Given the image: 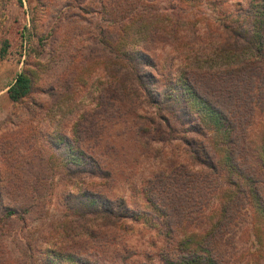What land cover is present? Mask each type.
<instances>
[{
  "label": "rangeland",
  "instance_id": "obj_1",
  "mask_svg": "<svg viewBox=\"0 0 264 264\" xmlns=\"http://www.w3.org/2000/svg\"><path fill=\"white\" fill-rule=\"evenodd\" d=\"M262 2L0 0V264H71L58 251L102 264H168L169 249L184 234L183 246L195 250L205 233L215 240L221 264H264V82L261 89L252 87L255 100L249 106L242 102L236 117L245 145L236 151L237 168L228 160L220 125L199 112L218 152L221 177L203 183L206 193L188 201L191 222L174 225L178 231L171 245V232L145 189L159 172L176 168L178 173L180 163L203 177L198 174L203 167L181 141L184 134L195 137L185 129L188 114L176 110L170 117L176 130L165 124L158 129L154 112L163 100L144 98L137 83L138 92L123 99L109 81L111 46L119 55L144 50L152 61L144 64L149 88L161 99L175 95L171 76L191 66L215 71L231 60L220 57L217 30L227 21L250 23L249 11L262 12ZM173 25L198 40L177 46L167 35L154 36L155 28ZM21 73L31 77L32 91L13 102L8 90ZM171 103L164 108L178 107ZM76 128L86 133L80 149ZM167 186L182 187L174 178ZM88 195L101 208L113 204L117 211L124 200L138 221L105 225L87 208L79 217L74 210ZM226 206L232 220L218 231ZM8 209L26 223L8 221Z\"/></svg>",
  "mask_w": 264,
  "mask_h": 264
},
{
  "label": "trees",
  "instance_id": "obj_2",
  "mask_svg": "<svg viewBox=\"0 0 264 264\" xmlns=\"http://www.w3.org/2000/svg\"><path fill=\"white\" fill-rule=\"evenodd\" d=\"M262 3L264 4V0ZM248 19L252 25L246 23V25L241 24L239 26L238 24L227 21L223 22L217 30V38L220 41L217 47L222 53L220 57L222 60L225 58V61L226 59L231 60H227L225 65L222 64L223 67L220 66L215 71L204 70L201 66H191L185 71L177 73L178 75L171 76L173 93L176 94L172 95V92L166 93V97L162 99L161 97L158 98L157 93H153L155 91L152 88H149L150 82L148 81V77L150 76H147L148 73L144 70V64L148 63V65L152 66V61L148 56H144L146 55L142 53L144 50L140 53L135 49H128L122 53L123 55H119L111 46L112 56L109 61L111 66L109 81L111 82L110 87L113 92H119L123 99H130L132 95L138 92V89L134 87V83H137L141 90L146 93L144 98L152 99L154 97L159 102L163 100V103L159 104L160 108L158 112H154V115L160 121L156 124L158 129H161L163 124H165L164 127L166 130H176L173 129L170 119L171 116H174V111L176 110L191 116L189 117L187 115V120L185 121H187L188 126L185 129H188L187 132L189 135L192 134L195 137L190 139V137L184 134L181 141L189 147L195 157L194 159L199 163L197 165H201V168L203 167L198 172L199 176L202 174L203 177L200 179L197 177V174H192L191 170H188L187 164L180 163L178 165L180 167L178 168V173H176V168L172 173L167 171L159 172L145 189L148 201L154 204V206L156 205L157 211L163 217L165 229H168V233L171 232V236L167 240V242L171 241V245L175 239L174 236L177 234L176 231H178L175 230L174 225L184 228L188 225L185 223L191 222L189 220L191 218L190 202L188 201L191 200L194 202L197 196L201 197L206 193V190L203 188V183L207 184L209 181L221 177L218 152L205 127L206 118L199 117V112H204L205 115H208L207 117L210 116V119L216 124L218 123L226 134L228 160L232 167L237 168L236 159L239 158L235 157L236 151L239 148L241 150L245 149V145L242 144L244 138L238 137L235 121L241 109V103L244 102L245 106H249L255 100L256 94L252 87L255 85V90L263 88L264 10L260 13L250 10ZM161 35H167V38L172 40V43H175L177 46L178 44L176 43H195L198 40L197 37L190 39V36L186 32L181 33L174 25L170 30L155 28L154 36L160 37ZM238 57H241L239 58L240 60L236 62L232 61L233 58ZM115 66H121L123 70H115ZM257 79L260 80V86L258 88L257 86L259 84L256 82ZM153 85L156 86L155 83ZM32 87L33 81L31 77L26 73H21L9 88V97L13 102H20L31 93ZM141 95L142 93L139 94V96ZM170 102L173 105H178V107L172 106L170 110L167 108L166 110L164 106ZM180 105H183L182 109L179 108ZM193 105L197 106L199 111L194 110L192 108ZM166 111L167 114L163 115ZM78 129L76 128L74 130V134L76 135V140L80 142L77 147L80 149L82 146L81 142L84 141L86 133L84 128H81V131ZM158 129L155 131L158 132ZM142 130L143 126L140 123L138 132ZM161 141L166 140L162 138ZM146 144L148 147L150 146L148 142ZM173 178L180 182L182 187H179V190H171V188H168L167 184H169V179L173 180ZM199 184L201 185L198 186ZM157 192L160 193V197L157 196ZM36 202V200H33L32 203ZM79 204L82 205L76 206L74 210L79 217V213L84 214V208L92 209L87 214L91 215L92 213L95 217H100L103 222L108 223L105 225L118 226L130 219L135 222L138 221V214L132 211L130 212L124 200L120 205L121 211H117L118 209L114 208L113 204H106L101 208L97 200L89 195L79 198ZM32 205L29 206L28 211H30ZM229 208L227 206L224 208L223 218L218 223L220 225L218 231L224 229V226L226 227L230 223V219L232 220V211L230 212ZM5 218L8 221L15 218L24 223H26L27 219L15 209H8ZM188 220L189 222H187ZM214 241L209 233H205L200 245L195 250H192L183 246V244L188 242L187 234L186 236L184 234L181 243L176 241V246L173 244L174 246L171 251L169 249L166 262L168 264H221L218 253H215L216 242ZM54 253L62 259H70L72 261L71 264H102L97 260L89 262L85 261L86 258H76V253H64L62 251ZM122 264L125 263L123 262Z\"/></svg>",
  "mask_w": 264,
  "mask_h": 264
}]
</instances>
